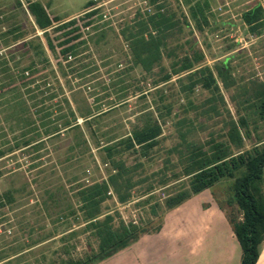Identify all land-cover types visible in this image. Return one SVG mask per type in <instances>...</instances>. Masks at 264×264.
Wrapping results in <instances>:
<instances>
[{
	"label": "rangeland",
	"instance_id": "rangeland-1",
	"mask_svg": "<svg viewBox=\"0 0 264 264\" xmlns=\"http://www.w3.org/2000/svg\"><path fill=\"white\" fill-rule=\"evenodd\" d=\"M91 1L100 13L87 19L91 26L82 29L80 42L85 43L76 58L63 62L74 93L50 52L51 67L38 64L35 75L22 79V70L38 62L23 43L35 36L45 41L29 3L46 6L53 20L77 18L84 26L87 21L81 18ZM188 1L189 5L185 0H160L180 20L182 31L168 40L162 65L145 73L134 63L121 34L139 13L153 11L148 1L0 0V152H4L0 159V264H55L66 254L64 245L74 257L96 250L95 238L83 232L77 192L108 180L113 173L99 146L114 147L144 126L149 115L158 118L162 127L159 144L146 156L138 147L136 153L119 145L116 159L135 168L130 175L135 186L127 203L112 194L104 206V214L135 223L149 234L100 264H228L231 255L232 264H238L242 250L230 221H240L242 215L233 200L234 180H224L178 208L168 209L166 200L186 190L190 182L182 175L184 165L174 151L180 144L178 120L193 123L189 140L224 142L225 120L251 114L250 135L241 129L244 147L239 152L251 151L261 142L259 137L264 140V123L246 103L264 82V27L252 32L243 20V14L256 7L264 20V0ZM196 2L204 7L207 20L200 19L201 29L190 13ZM60 34L53 33V39ZM194 53L204 57L198 65L210 67L216 76L226 63L235 82L227 89L218 79L226 102L219 104L221 117H211L210 91L197 87L192 93H181L178 76L161 81L175 60ZM64 99L77 109L81 129L54 135V128L63 122L58 119L60 113L68 110ZM20 100L22 105L17 104ZM99 112L107 114L97 118L92 128L80 117ZM218 214L225 225L213 221ZM157 228L161 230L156 234ZM72 231L78 235L61 240Z\"/></svg>",
	"mask_w": 264,
	"mask_h": 264
},
{
	"label": "trees",
	"instance_id": "trees-1",
	"mask_svg": "<svg viewBox=\"0 0 264 264\" xmlns=\"http://www.w3.org/2000/svg\"><path fill=\"white\" fill-rule=\"evenodd\" d=\"M146 1L153 7V11L139 13L135 20L123 29L121 35L128 43L134 63L140 66L145 73H151L157 66L162 65L168 40L174 38L182 31V28L180 20L165 3L159 4L160 0ZM185 2L189 5L188 0ZM204 5L206 6L207 3L205 2ZM190 9L192 19L201 29L200 19L207 23L204 7L200 2H196ZM28 10L35 18V23L42 31L45 41L43 42L39 36H35L23 43L29 52H32L38 59V62L22 70V79H28L29 75L30 77L35 75L38 64L51 67L52 62L48 55L50 52L57 60V66L66 79V85L73 92L71 81L67 80L68 74L63 62L69 63V60L76 58L80 46L85 43L80 42L82 29L91 26L87 19L95 17L100 11L96 9L95 2L91 1L88 12L81 18L87 22L81 26L80 20L77 18L67 22L51 19L47 7L41 3H29ZM261 12V8L256 7L243 14V20L250 31L257 32L264 27ZM59 32L62 34L54 40L52 34ZM55 41H57L56 44ZM203 58L202 54L194 53V55L186 54L175 60L172 63L171 71L165 74L161 81L167 83L172 80L173 76H178L181 77L177 81L181 93H192L197 87L210 91L212 93V98L209 100L212 103L210 112H213L211 117L218 118L222 116L219 104L226 105L218 79L227 89L232 88L235 82L228 72L226 63L217 69L216 76L210 67L198 65ZM13 82L15 81L13 80ZM64 100L68 105V110L66 113H60L58 119L63 122L54 128V135L81 129L78 123L77 109H73L68 99ZM9 102L10 100H8ZM23 103L20 100L17 104L22 105ZM246 103L250 109H253L252 113L264 123V82L254 89L246 99ZM106 114L107 112L90 113L80 117L84 119V123L89 128H92L93 124L98 121L96 119ZM147 119L144 126L135 128L131 136L121 140L114 147L99 146L107 154L113 173L110 174L108 180L86 185L77 192L80 219L85 222L83 232L89 233L91 237L95 238L97 249H92L82 257H74L71 255L69 246L64 245L63 252L66 254L64 253L65 256L55 264H100L129 248L139 241L142 235L149 234L135 223L126 224L121 219L117 221L113 214H104L105 203L112 197V194L116 195L120 203L125 204L131 199V190L135 186L130 176L135 168L126 166L123 160L116 159V155L121 151L119 145L123 146L125 151L132 150L136 153L139 152L136 150L138 147L141 149L142 155L146 156L159 144L162 127L158 118L149 115ZM251 120V114L242 115L239 120L230 117L224 123L228 131L225 136H222L227 140L216 142L215 138H211L207 143L189 140L191 129L189 127H193V123L187 118L178 120L180 144L174 151L178 155L180 164L184 165L182 166V175L188 177L190 182L186 190L166 200L168 209L178 208L193 196L213 188L216 184L228 179L234 180L233 200L241 212L242 219L230 221V224L242 250L240 264H257L260 258V247L264 241V202L259 186L264 175V140L259 137L261 142L251 151L239 152L244 147L241 129L244 128L246 135L249 136L248 129ZM92 135L95 133L92 132ZM232 147L238 152L235 153ZM3 154L4 152H0V159ZM9 201L12 199L9 198ZM160 230L157 228L154 233L157 234ZM65 235L61 238L62 241L77 236L78 232L72 231Z\"/></svg>",
	"mask_w": 264,
	"mask_h": 264
},
{
	"label": "crops",
	"instance_id": "crops-1",
	"mask_svg": "<svg viewBox=\"0 0 264 264\" xmlns=\"http://www.w3.org/2000/svg\"><path fill=\"white\" fill-rule=\"evenodd\" d=\"M259 186H260V189H261V197H262V200H263V202H264V175H263V177H262V180L260 181V184H259ZM219 215V214H218ZM215 219H218L220 222H218L219 224H220V226L221 225H225V223L221 220L222 218H221V216L219 215V217H215V215L213 216V221L215 220ZM213 221H212V223H211V225L213 224ZM209 228H210V230L212 229V227L211 226H209ZM157 236H159V235H157ZM207 237V236H206ZM204 239H205V237H203V239H202V242L200 241V243L202 244V246L203 245H205V241H204ZM160 241H161V239H160ZM163 242H165V241H163ZM199 243V240H197V244ZM155 243H153L152 245H150L149 246V248H151L153 245H154ZM236 246H235V244H234V248H235ZM186 250V249H185ZM188 251V250H187ZM183 252H185V251H183ZM190 254L189 255H191V256H193L192 255V252H190V251H188ZM170 254V253H169ZM183 255H184V253H183ZM231 257H232V255H231ZM229 258L230 260H231V262L229 263L228 262V264H232V260H233V258ZM185 262V261H184ZM184 262H183V264H184ZM241 263V258H240V260H239V262H238V264H240ZM257 264H264V241H263V243L261 244V247H260V258H259V260H258V263Z\"/></svg>",
	"mask_w": 264,
	"mask_h": 264
}]
</instances>
